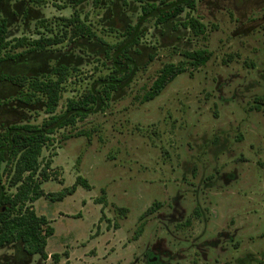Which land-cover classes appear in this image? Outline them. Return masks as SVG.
Masks as SVG:
<instances>
[{
  "label": "rangeland",
  "instance_id": "374dc122",
  "mask_svg": "<svg viewBox=\"0 0 264 264\" xmlns=\"http://www.w3.org/2000/svg\"><path fill=\"white\" fill-rule=\"evenodd\" d=\"M151 4L157 9L145 16L142 7ZM163 9L161 0H85L77 8L71 0H0L10 40L64 39L26 55L32 68L12 71L48 78L60 65L76 69L58 114L102 79L121 77L106 51L138 38L129 50L133 73L109 105L57 131L43 151L50 179L30 206L54 229L50 258L18 262L9 245L0 264H55L54 255L57 264L264 263V105L256 109L264 100V0H197L195 11L160 26ZM75 15L96 39L65 35L64 20ZM189 17L205 25L204 35L183 27ZM204 50L212 56L195 69L184 53ZM168 65L184 72L146 101ZM15 97L8 111L18 123L47 118L41 103L20 105ZM72 188L62 200L51 198Z\"/></svg>",
  "mask_w": 264,
  "mask_h": 264
},
{
  "label": "trees",
  "instance_id": "16d2710c",
  "mask_svg": "<svg viewBox=\"0 0 264 264\" xmlns=\"http://www.w3.org/2000/svg\"><path fill=\"white\" fill-rule=\"evenodd\" d=\"M84 1L71 0L76 8ZM99 1L96 0V3L98 4ZM136 1L143 4L147 0ZM161 4L165 9L158 14L156 20L157 25L160 26L181 17L188 9L195 11L197 0H185L177 4L161 0ZM156 9L155 4L144 5L142 12L148 16ZM64 21L66 28L70 30L65 31L66 36L72 39L97 38L96 33L78 15ZM44 23L45 21L42 22ZM183 27L191 29L198 36L204 35L206 31L205 25L193 17H189L183 23ZM47 29L51 32L49 28ZM133 33L134 29L130 28L124 36H131ZM9 35V21L5 17L0 20V68L7 67L5 69L9 70L0 72V249L11 245L18 262L30 260L34 256L47 261L50 258L47 252L48 239L54 235V229L47 218L39 216L30 206L44 196L42 183L50 179L47 170L41 166L43 151L51 142V136L57 131L75 126L77 122L93 114L97 107L109 105L113 94L119 90V85L126 82L133 73L129 65L131 60L129 50L131 46L138 44V38L136 37L130 46L123 47L119 43L113 47L109 46L106 51V57L113 61L116 71L122 74L121 77L111 74L102 79L103 83L99 89H89L78 99L68 100L64 111L58 114L63 85L76 69L72 70L66 65H60L48 78L31 77L26 73L12 72L11 69L14 65L23 62L26 55L46 52L49 48L63 43L64 39L41 35L35 40L27 37L10 40ZM113 52L115 55L112 56ZM184 56L192 67L198 69L205 66L212 55L204 50L186 52ZM183 72V67L166 66L161 70L160 76L145 100L152 101L159 97ZM11 95L16 96L20 105L32 106L41 103L44 105L47 118L41 124L18 123L15 115L9 114L8 111L11 102L8 98ZM257 104L256 109H260L259 107L264 105V100H257ZM5 180L8 181V188L4 185ZM79 182H82L80 178L77 183ZM10 188H15V192L10 191ZM74 190V188L64 189L56 195H51V198L62 200L72 195ZM159 208V204L153 205L143 217L149 216ZM187 224H190V220ZM52 258L55 264L59 262L58 255Z\"/></svg>",
  "mask_w": 264,
  "mask_h": 264
},
{
  "label": "flooded vegetation",
  "instance_id": "af4514ba",
  "mask_svg": "<svg viewBox=\"0 0 264 264\" xmlns=\"http://www.w3.org/2000/svg\"><path fill=\"white\" fill-rule=\"evenodd\" d=\"M33 54H36V53H33ZM33 54H28V55H33ZM30 59V58H29ZM34 66L35 64L33 63L32 64V62L31 61H29V60H27V59H23V62H21L20 64H18V65H14L13 67H12V69H11V71H18L21 67L22 68H26V69H30V67L31 66ZM32 68V67H31ZM32 72V71H31Z\"/></svg>",
  "mask_w": 264,
  "mask_h": 264
}]
</instances>
